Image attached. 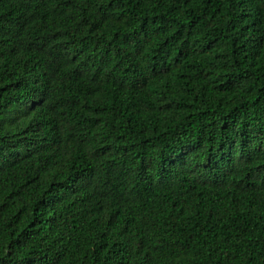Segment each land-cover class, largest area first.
<instances>
[{"label": "trees", "instance_id": "trees-1", "mask_svg": "<svg viewBox=\"0 0 264 264\" xmlns=\"http://www.w3.org/2000/svg\"><path fill=\"white\" fill-rule=\"evenodd\" d=\"M0 264H264V0H0Z\"/></svg>", "mask_w": 264, "mask_h": 264}, {"label": "bare ground", "instance_id": "bare-ground-1", "mask_svg": "<svg viewBox=\"0 0 264 264\" xmlns=\"http://www.w3.org/2000/svg\"><path fill=\"white\" fill-rule=\"evenodd\" d=\"M97 214V213H96ZM90 234H91V232H90Z\"/></svg>", "mask_w": 264, "mask_h": 264}]
</instances>
